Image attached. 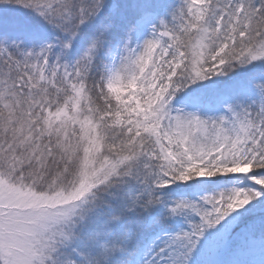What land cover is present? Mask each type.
I'll return each mask as SVG.
<instances>
[{
	"label": "snow or ice",
	"instance_id": "1",
	"mask_svg": "<svg viewBox=\"0 0 264 264\" xmlns=\"http://www.w3.org/2000/svg\"><path fill=\"white\" fill-rule=\"evenodd\" d=\"M0 264H264V0H0Z\"/></svg>",
	"mask_w": 264,
	"mask_h": 264
}]
</instances>
